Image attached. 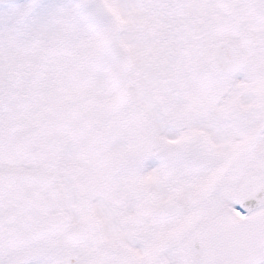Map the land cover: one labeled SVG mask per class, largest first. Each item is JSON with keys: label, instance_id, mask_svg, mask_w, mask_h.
<instances>
[{"label": "snow or ice", "instance_id": "snow-or-ice-1", "mask_svg": "<svg viewBox=\"0 0 264 264\" xmlns=\"http://www.w3.org/2000/svg\"><path fill=\"white\" fill-rule=\"evenodd\" d=\"M0 264H264V0H0Z\"/></svg>", "mask_w": 264, "mask_h": 264}]
</instances>
